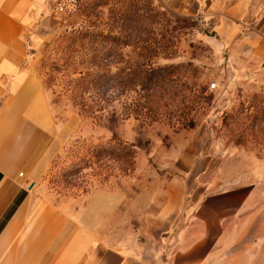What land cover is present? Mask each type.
Returning a JSON list of instances; mask_svg holds the SVG:
<instances>
[{
	"label": "rangeland",
	"instance_id": "obj_1",
	"mask_svg": "<svg viewBox=\"0 0 264 264\" xmlns=\"http://www.w3.org/2000/svg\"><path fill=\"white\" fill-rule=\"evenodd\" d=\"M176 2L78 0L72 13L51 14L37 62L58 139L12 206L31 194L33 206L150 264L171 263L175 251L178 264H264V183L208 236L196 227L182 247L166 241L184 228L167 229L166 210L240 208L245 194L206 198L211 179H264V67L231 62Z\"/></svg>",
	"mask_w": 264,
	"mask_h": 264
},
{
	"label": "crops",
	"instance_id": "obj_2",
	"mask_svg": "<svg viewBox=\"0 0 264 264\" xmlns=\"http://www.w3.org/2000/svg\"><path fill=\"white\" fill-rule=\"evenodd\" d=\"M175 2L179 11L205 23L208 38L231 62L264 67V0ZM51 29L50 0H0V264H150L142 253L106 244L85 225L71 222L70 215L57 218L53 209L33 206L31 194L12 206L38 178L58 139L51 95L37 62ZM210 182L206 198L245 194L240 208L166 210L167 229L180 221L184 225L172 241L166 239L172 246L182 247L183 232L197 238L196 227H203L206 235L208 226L223 225L249 208L264 179ZM181 183L177 180L176 192ZM185 240V248L197 247L196 239ZM174 253L169 264L181 263Z\"/></svg>",
	"mask_w": 264,
	"mask_h": 264
},
{
	"label": "built area",
	"instance_id": "obj_3",
	"mask_svg": "<svg viewBox=\"0 0 264 264\" xmlns=\"http://www.w3.org/2000/svg\"><path fill=\"white\" fill-rule=\"evenodd\" d=\"M51 2V14L55 16H65L74 11L78 4V0H50ZM215 88V84H212L211 89Z\"/></svg>",
	"mask_w": 264,
	"mask_h": 264
},
{
	"label": "trees",
	"instance_id": "obj_4",
	"mask_svg": "<svg viewBox=\"0 0 264 264\" xmlns=\"http://www.w3.org/2000/svg\"><path fill=\"white\" fill-rule=\"evenodd\" d=\"M165 69H167V68H162V69H159V70L163 71V70H165ZM98 79H99V78H98ZM141 86H142V88H143V86H144L143 82L141 83ZM8 216H9V213H8V215H6V218H8Z\"/></svg>",
	"mask_w": 264,
	"mask_h": 264
}]
</instances>
